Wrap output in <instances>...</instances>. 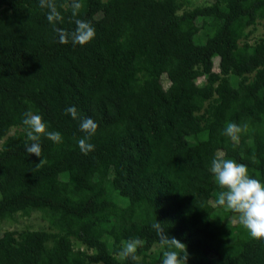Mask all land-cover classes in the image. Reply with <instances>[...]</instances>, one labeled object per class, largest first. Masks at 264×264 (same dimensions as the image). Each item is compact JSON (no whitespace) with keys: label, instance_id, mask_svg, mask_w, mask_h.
Returning a JSON list of instances; mask_svg holds the SVG:
<instances>
[{"label":"trees","instance_id":"trees-1","mask_svg":"<svg viewBox=\"0 0 264 264\" xmlns=\"http://www.w3.org/2000/svg\"><path fill=\"white\" fill-rule=\"evenodd\" d=\"M55 2L74 31L71 0ZM82 3L84 46L59 43L39 0H0V264H161L158 221L187 264H264L210 172L219 153L264 183V0ZM28 110L62 135L42 136L43 157L25 150ZM229 122L248 125L238 144ZM135 238L140 259H120Z\"/></svg>","mask_w":264,"mask_h":264},{"label":"clouds","instance_id":"clouds-1","mask_svg":"<svg viewBox=\"0 0 264 264\" xmlns=\"http://www.w3.org/2000/svg\"><path fill=\"white\" fill-rule=\"evenodd\" d=\"M39 6L41 9H47L46 19L57 33L59 43L67 44L71 40L74 45L84 46L95 38L96 32L92 24L78 18L83 8L82 0H71V18L76 25L72 32L56 27L58 22H63L64 17L58 10L55 0H39ZM65 112L74 119L78 117L74 106L65 109ZM22 124L26 132L25 150L29 155L43 157L40 143L42 136H46L57 144L62 142L61 133L46 131L47 125L42 116L32 110L23 113ZM247 127V124L241 126L229 122L223 130V135L230 138L235 145L238 144L240 134L246 131ZM97 128L98 124L92 118L81 120L80 130L86 133V136L78 140V146L85 155L94 150L95 146L88 141L96 134ZM44 162L45 158L40 160L37 167ZM210 172L220 189L216 204L238 214L239 223L248 230L251 238L264 240V183L251 177L246 165L226 159L219 153L211 160ZM152 228L159 237L161 248H166L161 264H187L186 245L175 237L167 236L159 221L153 223ZM143 244L144 241L139 238L122 242V248L118 253L119 258L138 261L140 258L137 256V250Z\"/></svg>","mask_w":264,"mask_h":264},{"label":"rangeland","instance_id":"rangeland-1","mask_svg":"<svg viewBox=\"0 0 264 264\" xmlns=\"http://www.w3.org/2000/svg\"><path fill=\"white\" fill-rule=\"evenodd\" d=\"M256 32V35H259L261 32H262V27L259 26L258 29L255 31ZM34 221V216L30 217V218H27V217H22L19 219V226L20 228H24L26 227L27 224H30ZM2 230L4 229H12V228H15V225H12V224H5L4 226H2ZM17 227V226H16ZM18 228V227H17Z\"/></svg>","mask_w":264,"mask_h":264}]
</instances>
